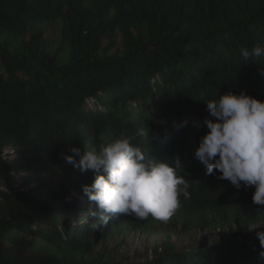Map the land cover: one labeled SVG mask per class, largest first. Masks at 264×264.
I'll list each match as a JSON object with an SVG mask.
<instances>
[{
	"label": "trees",
	"instance_id": "1",
	"mask_svg": "<svg viewBox=\"0 0 264 264\" xmlns=\"http://www.w3.org/2000/svg\"><path fill=\"white\" fill-rule=\"evenodd\" d=\"M59 19L52 51L45 30ZM32 23L45 28L27 37ZM0 35V264H264L258 229L253 239L181 252L164 242L160 254L134 262L88 256L123 228L152 233L183 222L231 235L264 221L254 187L206 174L195 156L211 118L205 102L229 90L264 101V57L241 55L264 46V0H0ZM140 129L133 143L146 160L175 168L179 159L178 175L191 185L167 222L117 214L96 229V203L85 217L82 204L69 213L17 188L25 172L44 187L58 174L83 190L95 174L68 164L70 149L83 152L89 135L99 147ZM8 146L18 154L11 162L2 157Z\"/></svg>",
	"mask_w": 264,
	"mask_h": 264
},
{
	"label": "clouds",
	"instance_id": "2",
	"mask_svg": "<svg viewBox=\"0 0 264 264\" xmlns=\"http://www.w3.org/2000/svg\"><path fill=\"white\" fill-rule=\"evenodd\" d=\"M241 55L256 63L264 57V46L243 48ZM205 103L211 118L205 122L208 131L199 139L196 158L206 174L216 170L220 173L217 179L228 180L237 189L254 187L252 203L264 206V101L246 91L237 94L229 90ZM186 125L184 121L177 127ZM144 134L140 129L133 136L99 147L89 135L83 152L72 147L73 155L65 156L79 171L95 174L93 183L83 186L84 194L98 206V211L91 212L96 218L92 227L107 226L117 214L167 222L180 208V198L190 199L191 185L178 175L180 160L175 161V168L167 161H147L133 143L136 135ZM257 237L264 248V231H258Z\"/></svg>",
	"mask_w": 264,
	"mask_h": 264
},
{
	"label": "rangeland",
	"instance_id": "3",
	"mask_svg": "<svg viewBox=\"0 0 264 264\" xmlns=\"http://www.w3.org/2000/svg\"><path fill=\"white\" fill-rule=\"evenodd\" d=\"M45 28L43 23H32L29 26L27 37L33 31ZM45 37L52 43L51 50L54 51L60 45L61 38V20L55 21L52 25L46 28ZM0 40L2 36L0 35ZM68 58V51L62 55L59 62H63ZM51 184L46 187L41 186L38 179L33 176H28L22 182L17 184V188L30 187L33 195L38 197H52L57 204L65 212L79 211L76 207L82 204L85 209L83 215L86 217L94 207V203L89 200L83 190H77L69 187L64 183L61 176L58 174L50 175ZM34 186H29V185ZM179 225L167 226L160 224L158 230L152 233L143 232L141 230H132L130 228H123L113 233L100 244L95 246L88 256L103 255L104 258L122 262L139 261L149 256V250L156 245H162L164 248H174L175 251H187L189 249H197L203 246L210 247L213 244L224 245L229 241H234L238 237H247L253 239L255 230L264 231V221L258 222L250 230H242L240 233L235 232L233 228L232 233L228 231L219 232L213 227H207L203 230H197V226L186 228L183 222Z\"/></svg>",
	"mask_w": 264,
	"mask_h": 264
},
{
	"label": "built area",
	"instance_id": "4",
	"mask_svg": "<svg viewBox=\"0 0 264 264\" xmlns=\"http://www.w3.org/2000/svg\"><path fill=\"white\" fill-rule=\"evenodd\" d=\"M2 157H3V160L5 162H11V161L17 159L18 158V154H17L16 148L11 147V146L5 147L3 149ZM26 176L27 175H26L25 172L19 173V175H17V177L19 179L18 183H21L22 182V178H23V182H24V179L26 178ZM29 186L32 187L34 185L31 184ZM29 188L30 187H24L23 186V188H19V189H21V190H29ZM162 251H163V244L162 245H156L155 247H153V248H151L149 250V256L148 257H154V256L160 254Z\"/></svg>",
	"mask_w": 264,
	"mask_h": 264
}]
</instances>
